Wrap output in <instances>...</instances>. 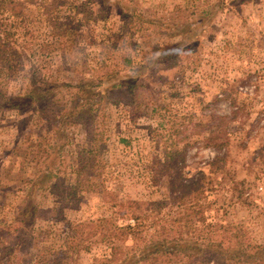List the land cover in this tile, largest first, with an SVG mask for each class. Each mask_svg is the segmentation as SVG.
Segmentation results:
<instances>
[{"label": "rangeland", "instance_id": "1", "mask_svg": "<svg viewBox=\"0 0 264 264\" xmlns=\"http://www.w3.org/2000/svg\"><path fill=\"white\" fill-rule=\"evenodd\" d=\"M127 1L152 22L127 32L112 0H30L0 32L11 56L0 58V94L25 97L33 74L58 94L52 110H0V220L25 204L30 181L49 176L36 195L44 212L37 233L16 253L18 264H66L51 252L61 245L53 226L133 223L132 215L173 225L183 211L173 198L184 190L175 179L193 184L187 201H200L206 226L264 244V0H235L208 16L200 15L219 0ZM182 12L206 31L164 70L174 55L164 53L165 42L181 39L165 38L155 23ZM83 80L105 82L94 89L101 94L93 116L65 119L76 91L65 85ZM233 109L240 116L218 152L203 125ZM41 231L50 236L45 243ZM9 244L0 241V256ZM90 249L75 264H95L108 252Z\"/></svg>", "mask_w": 264, "mask_h": 264}, {"label": "trees", "instance_id": "2", "mask_svg": "<svg viewBox=\"0 0 264 264\" xmlns=\"http://www.w3.org/2000/svg\"><path fill=\"white\" fill-rule=\"evenodd\" d=\"M29 1L0 0V32L10 18L18 19L23 16L25 3ZM112 1L120 10L119 18L127 32L135 29L139 23L148 21L136 9H133L127 0ZM234 1L219 0L218 4L210 7L212 9L208 7L207 10L202 11L200 16L213 15L217 10L224 9L228 3ZM168 21V23L165 20L155 24L160 26L165 38L173 40L180 38L181 41L173 44L165 42L164 53L174 55L170 60L163 61L164 70L178 65L180 56L186 51L184 48L179 51L181 46L183 47L192 37L206 31L199 30L198 24L185 17L183 12L181 16L169 17ZM142 30L139 29V32L142 33ZM2 41L0 37V58L6 62L11 56L6 55L8 54L6 50H1L3 49L1 47H4ZM147 44H149L148 41H145L138 47ZM123 79V77L119 78L120 83L116 85L117 87H121ZM30 81L31 88L23 98H11L0 94V110L39 113V108L42 106H45V111L52 110L56 105V103L52 104L53 98L55 99L58 95L54 92L55 88L46 90L39 85L36 74L32 75ZM104 83V81L97 84L83 80L79 85H65L76 90L71 93L69 103L64 108L65 119L78 116L86 120L89 115L93 116L99 101L97 97L101 94L94 89H98ZM239 116V110L233 109L230 116L214 115L211 124L203 125L202 134L216 151L222 152L229 146L230 125L235 123ZM48 177V174L40 175L30 181V191L24 196L25 204L9 221L0 220V241L4 239L10 241L9 246L4 247V252L1 253L0 264H18L15 261L16 253L26 247L37 233V220L44 212L36 203V195ZM173 183L176 189H184L182 192H177L173 198L183 209L178 213L173 225L159 220L147 222L140 216L132 215L133 223L127 221L120 223L116 217H111L98 221L67 223L61 230L53 226L51 234L54 240L61 242V245L56 251L51 252L54 255L61 252L64 258L61 261L64 260L66 264H75L77 258L75 256L82 251H90L93 245H103L108 250L95 264H264V244L254 243L249 238L240 236L238 232L231 236L220 234L218 225L206 226L204 208L198 209L202 206L200 201H187L186 196H190L193 184L190 182L184 184L180 179H175ZM39 236L42 237V243L46 242L45 237H50L44 231H41Z\"/></svg>", "mask_w": 264, "mask_h": 264}]
</instances>
